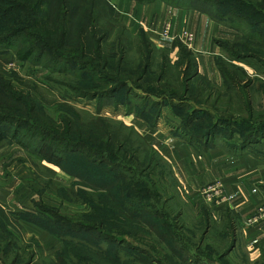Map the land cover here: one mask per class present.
Instances as JSON below:
<instances>
[{
	"label": "trees",
	"instance_id": "16d2710c",
	"mask_svg": "<svg viewBox=\"0 0 264 264\" xmlns=\"http://www.w3.org/2000/svg\"><path fill=\"white\" fill-rule=\"evenodd\" d=\"M136 1L149 3L155 0ZM163 1L179 7L195 6L215 20L239 31L241 38L236 42L219 40V44L236 60H253L264 65V0ZM21 13H24L26 23H19ZM133 37L132 32L118 21L115 7L110 0H0V44L14 39V54L18 59L31 60L36 65L67 75L77 73V77L90 78L89 85L68 86L77 96L110 98L116 92L125 90L131 97H139L158 107H162L168 100H178L170 104L191 110L181 123L182 129L186 131L188 138L192 136L190 140L198 137L199 135L192 133L195 120L202 121L211 113L192 107L193 98L201 101L200 97L205 94L206 98H215L214 102L218 103L221 95L217 87L211 85L206 78L199 77V84L203 86L195 95L194 89L197 87L191 89L189 85L190 78L198 76L195 55L179 41L176 67H185L183 74L187 82L183 83L182 78L178 79L179 89L170 91V95H159L160 91L168 88L165 81L170 63L166 56H161L158 70L151 75L156 51L153 41L143 29L138 32L137 41ZM131 50L135 51L134 57L129 56ZM217 63L226 79V87L236 92L242 108L249 110L251 114L252 99L248 98L244 91L251 82L240 81L245 73L233 64L224 60H218ZM62 64L66 67H61ZM71 66L75 70H72ZM17 82H23V79L15 73L0 70V145L5 141L15 142L77 176L82 183L78 184L87 188L86 192L81 191L80 195H83L81 198L89 206V210L82 214L85 217L80 222L69 221L59 212L45 211L50 217L44 222L35 223L59 236L65 244L71 240V232L76 235L84 231L98 233L96 242L91 243L101 252H106V257L111 263L104 259L91 258L86 264H128L132 259L143 264H155L156 258L146 247L132 245L125 236L121 237V234L141 239L152 250L155 248L152 246L154 241L150 240V243L147 236L154 237L177 255L182 264H190V260L194 259L189 255L190 245L185 243L182 237L177 238L176 232L170 227L167 214L145 200V196L149 195L156 199L157 189H153L147 181L142 183L135 175L141 167V160L138 158L141 145L145 141L142 139L135 147L131 137L123 133V127L130 126L122 123L119 127H114L116 122L102 115H90L89 120H84L82 109L65 101L61 116H47L43 107L41 108L45 105L42 101L45 93L41 87L28 84L25 89L17 85ZM182 89L184 96L191 101H185V97L180 98L178 93ZM228 98L231 101L235 99L231 92ZM119 102L115 104L118 105ZM125 103L128 106V114H136L148 120L146 111L137 114L134 111V103ZM162 110L163 107L159 109L155 119L162 115ZM221 123H212L214 128L207 131L206 137L221 136ZM254 135L264 137V130ZM244 136L242 147L255 142L252 139L254 136ZM75 152H80L84 159L73 160L70 154ZM156 153L152 150L147 159L148 164L154 161ZM68 162L74 167H68ZM98 163L106 164V174L95 171L93 167ZM109 167L131 173L126 175L118 170L108 173ZM201 213L202 221L208 224L210 213L205 207H202ZM8 216L15 217L12 219L19 222L18 214L7 212L0 204V220L8 221ZM88 216L95 225L86 227L83 224ZM157 217L161 221H157ZM225 218L226 234L231 235L236 229L235 221L233 217ZM102 228L107 230L104 234ZM99 239H104L113 247L105 248ZM64 249L65 247L57 253L56 264L67 263ZM96 254L101 255L100 252ZM167 257L172 260L171 255L168 254ZM195 258L202 259L199 256ZM31 261L32 258L19 261V264H29Z\"/></svg>",
	"mask_w": 264,
	"mask_h": 264
},
{
	"label": "rangeland",
	"instance_id": "374dc122",
	"mask_svg": "<svg viewBox=\"0 0 264 264\" xmlns=\"http://www.w3.org/2000/svg\"><path fill=\"white\" fill-rule=\"evenodd\" d=\"M24 13L20 14L19 23L27 22L24 18ZM117 19L132 32L134 35L133 39L137 41V35L141 28L132 30L124 21L118 17ZM168 23L171 25V22ZM168 23H166L163 31L164 36L170 35L171 27L170 30L166 28ZM182 37L183 35L178 36L177 40L179 39L186 47L190 48L194 39L182 40ZM219 40H235L216 39V43L225 52V57L219 56L216 59L217 68L221 73V80H213L210 77L198 74V76L190 78L189 85L191 89L197 87L194 89V93L197 95L201 86H203V84H199L198 79L199 77H204L211 85L217 87L221 95L219 99L221 100L218 103L214 102L215 98H206L205 94L200 97L201 101L195 100V97L193 98V101L196 102L192 101V107L207 110L211 114L202 121L195 120L192 126V133L199 136L191 140L186 139L187 133L181 127V123L186 119L187 114L191 110L174 107V105L170 104L178 100H168L162 106V115L155 119L159 109L162 108L161 106H153L139 97H131L125 90L116 92L110 98L77 96L68 86L89 85L91 82L90 78L86 76L82 78L77 77V73L75 75H67L64 72L36 65L31 60L23 61L18 59L14 54V45L16 43L14 39L6 44H0V70L18 75L20 79H23V82H17L16 84L25 89H27L26 85L28 84L39 85L45 93L43 95L44 100L42 99L45 105H42L41 108L43 107V111L47 116H61L62 109L64 108L63 102L65 101L70 105L72 104L82 109L81 113L84 120H89L90 115H94V117L102 115L113 119L114 121H111L116 122L114 127H119L122 123L130 126L123 127V133L131 137L132 141L135 142V147L141 143L142 139L145 141L141 145V152L138 158L139 161H142H140L141 167L135 175L142 183L147 181L153 189H157L155 191L157 195L156 199L152 195H149L145 196V200L149 201L153 207L155 206L161 212L167 214L170 227L176 232L177 238L182 237L184 242L190 245L189 255H191L190 258H194L190 260V264H251L245 261L246 249L243 243L237 239L236 230L231 235L226 234L225 217L227 216L229 219L233 217L232 219H234L235 223L238 218H234L232 214L226 212L227 210L221 214L220 218H217L214 216L212 208H209V187L214 182L201 187L199 194L191 195L186 185L182 184L175 175V173L178 174V168H174V165H171L173 163L176 164V160L172 155L183 152L175 150L171 152L170 141L167 142V145L162 143V141H165L163 137L168 139L171 137L185 142L186 140L189 142H201L203 139H211L210 136L206 137L207 131H212L214 128L212 123H216V121L222 122V125L219 127L222 133L221 136H214L213 138L216 139L215 142L217 141L222 146L229 144L239 147L243 142L244 135H249L248 137L254 136L252 139L255 142L246 144V147L242 148L251 150V147L264 140V137L254 135L264 130V65L253 60L239 61L234 59L219 44ZM155 50L151 75L158 70L162 61L161 56H166L170 63V68L166 75L167 80L165 81L168 88L160 91L158 94L170 95L172 94L170 91L180 88L178 79L181 80L182 78L185 81L183 83L187 82L186 76L183 74L186 69L185 67L180 69L176 67L177 58L174 59L166 53L157 51L156 47ZM129 56L134 57L135 51L131 50ZM218 60H224L243 70L245 76L240 81H243V83L251 82L248 88H244L247 97L252 99L253 112L251 114L249 110L242 108L236 92L226 87V79L219 69ZM61 67L66 66L62 64ZM70 68L75 70L73 66ZM206 86L209 87L208 85ZM182 91L178 94H180L181 99H184L185 92L183 89ZM230 92L235 98L233 101L228 100ZM64 97L66 99H63ZM186 99L191 101L190 98L185 97V101ZM118 101H120V104L116 105L115 102ZM128 101L134 103V111L137 114L146 111L145 116L148 120L142 119L136 114H128V106L125 103ZM153 119L154 122H152ZM154 136H157V138L153 139ZM154 141L155 143L159 142L156 147L152 143ZM211 142L214 141L212 140ZM260 149H264V145L253 150V152L251 151V153L254 155L256 153L259 154L261 153ZM152 150L157 152L156 158L151 164H148L147 159L150 157ZM232 151L230 153L233 155H241L234 149ZM70 155L73 160L80 161L84 159L80 152L71 153ZM111 159L113 161V158ZM66 165L70 168L74 167L69 162ZM106 167V164L98 163L93 168L98 173L106 174ZM109 169L108 173H113L117 170L121 171V173H126V175L131 173L119 168L109 167ZM78 183L82 184L77 176L64 171L61 167L44 160L35 152L19 146L15 142L5 141L0 145V204L7 212H13L20 217L18 219L19 222L14 221L15 217L11 216H8V221L0 220V264H19V261L31 258L32 261L29 264H56L57 253L64 247V258L68 264H86V261H89L91 258L104 259L106 262H109L106 257L107 253L101 252L91 243V241L96 242L99 236L98 233L84 231L76 235L74 232H71L72 235L69 236L71 242L68 241L65 244L59 236L35 223V221L44 222L45 219L50 217L45 211L52 213L59 212L60 215L65 216L69 221L80 222L85 217L82 214L88 212L89 206L81 198L83 195H80V192H86L87 188L81 187ZM202 207H205L211 215L208 224L202 221ZM258 207L256 212L250 217L257 214ZM147 216L151 217L150 215ZM250 217L239 221L248 226L256 224L257 222L248 223ZM86 219L83 222L86 227L95 225L94 222L89 220L91 219L90 216L86 217ZM155 219L161 221L159 217ZM102 231L104 234L107 230L106 228H102ZM124 236L132 245L139 244L146 247L156 258L155 264H182L177 255L154 237L147 236L149 241H154L152 246L155 248L152 247L154 249L152 250L141 239L137 240L128 234H121V237ZM86 239L90 241L88 242ZM99 242L105 248L113 247L104 239H99ZM98 252L101 255H97L96 253ZM168 254L171 255L172 260L168 259ZM229 254H233L232 258H227ZM196 256L202 257V259L197 260ZM128 264L143 263L139 261L135 262L132 259Z\"/></svg>",
	"mask_w": 264,
	"mask_h": 264
},
{
	"label": "crops",
	"instance_id": "0c3cea01",
	"mask_svg": "<svg viewBox=\"0 0 264 264\" xmlns=\"http://www.w3.org/2000/svg\"><path fill=\"white\" fill-rule=\"evenodd\" d=\"M110 2L120 20L132 30L139 28L145 30L157 51L166 53L174 59L179 54L178 36L184 31L191 32L194 41L189 49L197 59L198 74L213 80H221L216 59L219 56L225 57V52L216 43V39L236 41L241 38L238 31L227 27L195 6H173L163 0L149 3L136 0ZM168 22H171L170 35L164 36L163 31ZM155 138L157 136L153 137ZM163 138L165 141L162 143L165 145L170 141L171 152L172 150L183 152L176 153L177 156L172 155L176 164L171 165L178 168V174L175 175L186 185L191 195L199 194L201 187L218 180L223 184L225 197L213 198L209 202V208H212L217 218H220L225 210L234 218H238L235 223V234L245 246V261L251 264H264V219L249 226L240 222L254 214L260 204H264V149H260L261 153L256 155L251 153L264 145V140L249 150L242 148L241 145L222 146L215 142L216 139L213 137L203 139L201 142L187 141L192 136L187 137L186 142L171 137ZM212 140L215 143L211 142ZM152 143L155 147L159 144L155 141ZM233 149L241 155L231 154L230 151L233 152ZM231 256L233 254H229L227 258H232Z\"/></svg>",
	"mask_w": 264,
	"mask_h": 264
},
{
	"label": "built area",
	"instance_id": "2783aa9c",
	"mask_svg": "<svg viewBox=\"0 0 264 264\" xmlns=\"http://www.w3.org/2000/svg\"><path fill=\"white\" fill-rule=\"evenodd\" d=\"M170 23L167 24L166 28L170 30ZM167 30V32H168ZM182 40H191L193 38L192 34L189 31H185L183 34ZM181 35V36H182ZM209 200L212 201L213 198H224L225 197V189L223 184L220 181H216L212 186L209 187ZM257 214L253 215L248 219V223L252 224L258 222L260 219L264 218V206H259L257 210Z\"/></svg>",
	"mask_w": 264,
	"mask_h": 264
}]
</instances>
